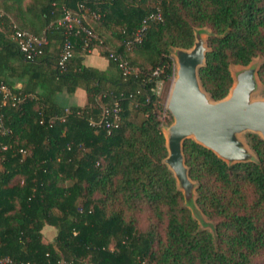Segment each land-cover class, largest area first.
<instances>
[{
	"label": "trees",
	"instance_id": "obj_1",
	"mask_svg": "<svg viewBox=\"0 0 264 264\" xmlns=\"http://www.w3.org/2000/svg\"><path fill=\"white\" fill-rule=\"evenodd\" d=\"M14 2L0 0V83L20 101L0 110L11 130L0 137V256L16 264H264V140L251 137L258 161L236 164L184 142L197 203L217 222L215 236L185 207L165 163L155 93L172 76L171 48L191 49L195 30L209 27L199 76L214 101L226 98L231 65L264 56V0H31L25 10ZM67 11L98 39L86 47L84 33L70 35L59 24ZM158 13L162 19L129 44ZM16 28L47 38L42 54L27 59ZM67 39L73 56L62 68ZM94 52L108 69L84 63ZM111 53L136 72L124 76ZM260 76L264 82V65ZM79 94L84 100L72 101ZM116 98V125L92 126ZM133 112L143 115L139 123ZM143 210L151 214L145 229L136 216ZM47 227L57 232L52 242Z\"/></svg>",
	"mask_w": 264,
	"mask_h": 264
},
{
	"label": "water",
	"instance_id": "obj_2",
	"mask_svg": "<svg viewBox=\"0 0 264 264\" xmlns=\"http://www.w3.org/2000/svg\"><path fill=\"white\" fill-rule=\"evenodd\" d=\"M192 49L177 51L178 72L168 102L174 124L165 135L166 165L173 172L187 203L195 187L185 163L184 142L192 139L229 164L253 162V155L238 135L249 131L264 140V101H253L257 71L246 69L237 75L226 98L214 101L203 88L199 71L209 52L200 33ZM178 49V48H177Z\"/></svg>",
	"mask_w": 264,
	"mask_h": 264
},
{
	"label": "rangeland",
	"instance_id": "obj_3",
	"mask_svg": "<svg viewBox=\"0 0 264 264\" xmlns=\"http://www.w3.org/2000/svg\"><path fill=\"white\" fill-rule=\"evenodd\" d=\"M14 1L15 0H9V2L16 5V3ZM30 3H31V0H20V2H19L22 10H25ZM19 4H17V5H19ZM35 24L37 27H40V24L38 23V21H36ZM198 33H200L202 39L204 40L205 45L207 46L208 50L210 51L209 39L213 34L212 30L209 27H205L201 30L196 29L195 30V42L197 41L196 36L198 35ZM179 50H181V49H177V48L172 49L171 48V51H170V56L173 60L172 76L165 79V80L158 81L157 86L155 88V93L159 97V104L161 106L160 121H161V129H162L164 135H167L169 128L174 124V118H173L172 114L170 113V111L168 110V102H169V99L171 96L173 84H174L175 80L177 79V72H178L179 66H178L176 54H177V51H179ZM263 65H264V56L259 55V56L255 57L248 66H241V65L232 64L230 67L232 77L234 80L233 87L236 83L237 75L240 72H242L246 69H249V68H253L257 71V75H256L257 76V89L252 95L253 101H264V82L260 76V71H261ZM233 87L231 88V91H232ZM231 91H230V93H231ZM230 93H229V95H230ZM209 97H210V95H209ZM142 118H143L142 114L134 113V112H133L132 117H131V119L133 121H135L136 123H139L142 120ZM254 135H257L261 138L260 134H257L254 132H249V131H246V132L239 134L238 138L240 141H242L245 144V146L247 147L249 152L253 155V161H258V157H257L255 151L251 147V137ZM194 183H195V187H198V183L196 181H194ZM197 198H198V193H197V189H196V190H194L193 202L187 203V201L184 197V205H185V207H187L191 211L192 216L198 221L200 227L203 230L209 231L213 235L216 236L215 229L217 226V222L210 219L202 211L199 204L197 203ZM136 216L139 219V223H140L141 228L145 229L147 227V224H148V220H149L148 217L151 216L150 212L149 211L145 212L143 210V211L138 212ZM56 234H57L56 230L52 227H47L44 230V237L48 242H52L55 239ZM260 260L264 263V257H262Z\"/></svg>",
	"mask_w": 264,
	"mask_h": 264
},
{
	"label": "built area",
	"instance_id": "obj_4",
	"mask_svg": "<svg viewBox=\"0 0 264 264\" xmlns=\"http://www.w3.org/2000/svg\"><path fill=\"white\" fill-rule=\"evenodd\" d=\"M82 8H85L82 5ZM3 16V11L0 7V18ZM161 15L153 14L149 18H147L143 22V27L137 32L135 39L129 44H133L141 41V37L143 32L146 30L149 21L161 20ZM60 25L65 26L69 34H79L84 33L86 35L85 46L88 47L90 41L93 39H98V37L88 29L82 22V19L79 16H75L74 14L67 11L65 17L59 22ZM14 40L17 42L20 51L26 56L27 59H34L39 56L43 52V47L48 44L47 38L36 36L28 31L16 28L14 35ZM73 56V45L69 39H67L63 46V54L60 60V66L64 68L65 64L69 61ZM110 58L119 64V67L123 70L124 76L131 75L136 71L132 69L128 63L122 58L121 55H116L114 53L110 54ZM156 75H159V71L155 72ZM19 99L14 95L13 90L5 85L0 83V110L1 108L8 105V103H17ZM20 102V101H19ZM120 101L119 99H115L114 105L111 108H105L102 113V117L98 122H91V125L96 126H105L106 129L111 130L114 127L117 121L120 119ZM112 118V119H111ZM11 133V130L5 123V119L3 114L0 113V137L6 136ZM6 149V147H4ZM0 264H16L15 261L10 257L0 256ZM23 264V263H20ZM32 264V263H26Z\"/></svg>",
	"mask_w": 264,
	"mask_h": 264
},
{
	"label": "crops",
	"instance_id": "obj_5",
	"mask_svg": "<svg viewBox=\"0 0 264 264\" xmlns=\"http://www.w3.org/2000/svg\"><path fill=\"white\" fill-rule=\"evenodd\" d=\"M84 63L89 67H94L101 70H106L109 67V62L106 58H104L100 53L94 52L88 56L85 57ZM18 87H20L18 85ZM84 100V97L82 94H79L78 96H75L72 98V101L74 102H82Z\"/></svg>",
	"mask_w": 264,
	"mask_h": 264
}]
</instances>
